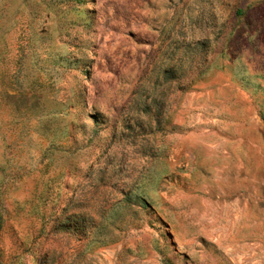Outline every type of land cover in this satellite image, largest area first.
I'll list each match as a JSON object with an SVG mask.
<instances>
[{
    "label": "rangeland",
    "instance_id": "1",
    "mask_svg": "<svg viewBox=\"0 0 264 264\" xmlns=\"http://www.w3.org/2000/svg\"><path fill=\"white\" fill-rule=\"evenodd\" d=\"M0 264H264V0H0Z\"/></svg>",
    "mask_w": 264,
    "mask_h": 264
}]
</instances>
